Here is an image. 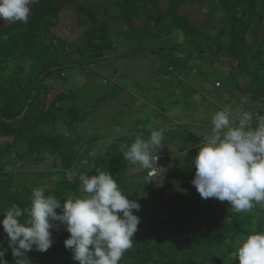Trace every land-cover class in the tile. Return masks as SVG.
<instances>
[{"label":"trees","instance_id":"trees-1","mask_svg":"<svg viewBox=\"0 0 264 264\" xmlns=\"http://www.w3.org/2000/svg\"><path fill=\"white\" fill-rule=\"evenodd\" d=\"M159 1L110 2L124 28L115 36L132 46L121 54L165 50L171 56L176 52H182L186 57L192 54L230 55L233 58L230 65L232 71L237 67L249 75L254 91H248L253 96L263 97L264 102V62L259 58L262 49L253 47L246 38L248 33L255 34L261 28L264 0H215L213 9L220 14L223 27L214 33L201 31L185 14L179 13V7L187 0H168V6L164 9L159 6ZM68 6H74L77 22L83 26L84 48L79 50L73 62H70L72 58L67 53V42L51 32L59 13ZM29 7L26 23L15 21L0 25V136L11 138L10 141H0V219L12 204L19 205L22 210L28 208L32 190L43 186L34 181L28 184L20 182L29 179L24 172L17 178L14 171L5 170L7 165L22 157L37 162L49 154L58 153L61 158L57 164L61 171L55 173L53 184L44 185L47 187L46 194L55 195L61 199V203L70 194H81L79 175L69 179L66 170L74 168L82 151L77 152L74 138L57 130L55 124L71 128L84 121L90 109H78L75 102L67 104L70 99L76 98L75 95L68 91H54L46 80L68 64L94 62L107 53L117 52L114 51L116 37L115 40L110 37L105 21H98L99 11L93 4L78 0H37ZM135 19L144 22L138 27ZM175 34L184 36L187 44L178 42L166 48L160 45L156 47L148 41ZM255 82L258 84L254 85ZM257 111L261 112V108L255 113ZM131 136L118 138L120 145L115 150L94 160L102 164L104 171L113 175L120 189L129 198L137 200L141 205L140 210H143L145 208L138 200L139 188L129 193L124 182L127 161L121 146L131 145L134 142ZM196 139L199 138L188 136L181 146V151L190 156V161L195 158L199 147L193 145L197 143ZM145 177L146 181L140 183L142 189L151 188L154 176L145 173ZM185 182L189 184L188 178ZM165 187L173 189L168 181ZM176 195L184 199L183 203L177 204L173 213L166 218H155L148 214L139 223L133 247L124 253L119 264H238L237 249L240 243L249 234L264 231V217H259L260 224L253 226L254 210L223 213L220 208L213 213L216 219L207 221L201 215L195 196L191 193L183 196L179 190ZM220 204L224 209L229 206L227 202ZM255 209L264 210V207ZM206 210L213 212L210 206ZM26 218L25 213L21 219ZM68 235L62 226L60 230H55L53 245L43 253L32 250L30 256L35 261L29 264H78L64 247ZM7 239L0 225V247L7 249L4 259L8 264H17ZM22 264H28L24 258Z\"/></svg>","mask_w":264,"mask_h":264},{"label":"rangeland","instance_id":"rangeland-1","mask_svg":"<svg viewBox=\"0 0 264 264\" xmlns=\"http://www.w3.org/2000/svg\"><path fill=\"white\" fill-rule=\"evenodd\" d=\"M111 1L78 0L84 4H93L98 9V21L106 22L110 37L115 40V33L123 31L124 28L121 26V19L116 16V9L110 5ZM214 2L215 0H187L178 11L185 14L201 31L214 33L223 27L220 14L213 9ZM159 6L164 9L168 6V0H160ZM143 22L136 19L134 21L138 27ZM9 23L12 21H0V25ZM51 32L67 42V53L71 55L70 62H73L79 50L84 48L83 26L77 22L74 6H68L59 13L56 25L51 27ZM246 38L253 47L262 49L259 58L264 62V18L259 31L255 34L248 33ZM116 40L117 46L114 51L117 52L107 53L94 62L68 64L65 69L53 72L46 80V84L53 87L54 91H68L75 95L76 98L70 99L67 104L75 102L78 109L84 111L90 109L84 121L71 128L63 124H55L57 130L74 138L77 152L82 151L74 168L66 170L67 178L71 179L76 175L80 177L81 174L94 175L97 174V168L104 171L102 164L96 163L94 158L115 150L120 145L118 136L132 135L131 141H134L137 135L147 139L152 128H160L164 132L162 148L154 149L153 154L155 155L157 151L165 152L166 157L158 165L160 170L154 175L151 188L142 189L143 185L140 184L146 181L145 173L148 175V170L126 160L124 182L127 185V192L131 193L135 188H139L138 200L145 208L135 213L140 217V223L148 214L155 218H166L173 213L177 204L183 203L184 199L176 195L177 190L184 194L183 196L189 193L195 196L201 215L207 221L216 219L213 213L220 208L223 213L231 212L230 206L224 209L216 199L201 198L192 184L195 174L193 159L190 161V156L181 151V146L183 139L192 136L193 133L196 136L200 131L209 134L205 127L202 129L197 125L209 118V101L200 93H204V96L214 93L221 87L220 82L225 86L234 87L236 84L241 89L254 91L251 77L237 67L232 71L230 65L233 63V58L230 55L192 54L186 57L182 53L185 56V67L182 69L180 54L171 56L165 50L151 53L140 50L121 54L132 47L131 43L118 36ZM148 41L156 47L160 45L166 48L178 42L187 44L184 36L176 34ZM262 72L264 75V68ZM244 96L243 109L254 114L255 110L251 111L248 104L251 102L258 104V100L245 95V92ZM235 107L236 105L232 108ZM190 120H198V122L189 127L186 122L189 123ZM198 138L199 141L203 140L202 135ZM10 140V137L0 136V141ZM196 140L198 144L199 141ZM60 158L58 153L49 154L37 162L22 157L15 163L7 165L5 170L14 171L17 178L22 172L28 174L29 179L24 181L20 179L22 183L28 184L34 181L43 186L51 185L57 172L61 171V167L57 164ZM187 178L189 184L185 182ZM167 181L172 186V190L165 187ZM161 189H164L162 193H160ZM190 204L193 205L191 202ZM208 206L213 212L206 210ZM255 208L262 207L257 205ZM255 208L252 209L256 215L253 220L254 227L260 224L259 217H264V210ZM30 254L31 251L27 253V257H24L28 264L35 261Z\"/></svg>","mask_w":264,"mask_h":264},{"label":"clouds","instance_id":"clouds-1","mask_svg":"<svg viewBox=\"0 0 264 264\" xmlns=\"http://www.w3.org/2000/svg\"><path fill=\"white\" fill-rule=\"evenodd\" d=\"M34 2L0 0V21L26 23ZM163 140V130L152 128L147 139L137 135L131 145L121 146V152L125 160L151 175L158 161V151L154 155L153 150L161 149ZM192 166V184L202 199L227 202L236 213L264 207V116L254 122L253 113L247 110H217ZM96 173L81 174V194H70L63 203L40 186L32 190L28 208L12 204L2 213L0 225L17 264L32 250L46 252L54 243L53 230L61 226L69 233L64 247L78 264H119L133 247L140 223L135 213L141 205L120 189L109 171L97 168ZM25 213L27 218L22 220ZM6 251L0 247V264H8ZM237 257L238 264H264V231L249 234L240 243Z\"/></svg>","mask_w":264,"mask_h":264},{"label":"crops","instance_id":"crops-1","mask_svg":"<svg viewBox=\"0 0 264 264\" xmlns=\"http://www.w3.org/2000/svg\"><path fill=\"white\" fill-rule=\"evenodd\" d=\"M175 54H180L181 57H179L180 59H182V62H181V68L183 69L185 67V61H184V55L182 54V52H176ZM194 71V70H193ZM221 84V85H220ZM220 88L221 90L219 91V88L218 90H216L214 93H209L208 95L204 96L205 94L204 93H200L205 99H207L209 101V118L208 120L206 121H202L201 123L202 124H197L199 126L202 127V129L205 127L208 131H209V134H210V131H211V118H212V115L219 109L221 108H224V107H229V108H232L234 105H236V108H239L241 111H244V110H247V109H243L244 107V92H245V95H249L251 98L253 99H257L258 100V104H255V103H250L248 104L249 105V109L252 111V110H258L259 108H261V106L264 104L263 102V97H260V96H253L251 94V92L247 91V90H244V89H241L238 85L234 84V87L232 86H225L224 84H222L220 82ZM186 97V96H185ZM243 98V99H242ZM215 106H217L215 108ZM251 106V107H250ZM214 108V109H213ZM233 109V108H232ZM183 111V110H181ZM213 111V112H212ZM248 111V110H247ZM186 113V112H185ZM196 122H198V120H190V122H186L189 127H191V125H196ZM185 124V123H184ZM198 126V127H199ZM204 128V129H205ZM197 133V132H195ZM202 135L203 139L206 135H208L207 133L203 132V131H200V133H198V135L196 136V134H192V136H196L198 138V136L200 137ZM123 136H126V135H123ZM122 136H118V138H120ZM202 139V138H201ZM199 141V139H198ZM203 141V140H202ZM202 141H199L202 142ZM199 143L196 145H199Z\"/></svg>","mask_w":264,"mask_h":264},{"label":"built area","instance_id":"built-area-1","mask_svg":"<svg viewBox=\"0 0 264 264\" xmlns=\"http://www.w3.org/2000/svg\"><path fill=\"white\" fill-rule=\"evenodd\" d=\"M216 83H217V85L219 84L218 82H216ZM258 116H264V104L261 106V112L257 111V113L253 114L254 122H255V118L258 117ZM157 155H158L157 165L154 162V167H153V169H151V175L149 174V170L147 171L148 176L152 177V176L156 175L159 172L160 169L158 168V165L166 157L165 152H158Z\"/></svg>","mask_w":264,"mask_h":264}]
</instances>
